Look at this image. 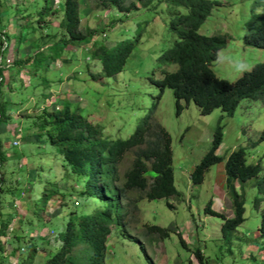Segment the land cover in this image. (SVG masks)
Here are the masks:
<instances>
[{
  "label": "rangeland",
  "instance_id": "374dc122",
  "mask_svg": "<svg viewBox=\"0 0 264 264\" xmlns=\"http://www.w3.org/2000/svg\"><path fill=\"white\" fill-rule=\"evenodd\" d=\"M78 1L79 28L90 33L92 39L114 43L123 36L118 30L125 22L132 23L130 36L138 33L124 65L113 74L100 73L99 61L89 58L91 38L74 45L66 43L58 56H49L45 46L53 41L60 45L63 38L57 25L61 0H0V34L6 44L0 54V101L5 103L0 117V264H19L31 242L36 251L30 264H42L46 253L59 244V232L71 213L90 212L103 204V199L81 193L83 178L70 169L39 125L43 109L51 111L65 100L79 105L106 138L127 136L146 112L170 136L173 183L178 195L146 198L140 197L143 192L138 189H127L123 199L127 212L110 226L105 261L198 264L192 250L199 247L206 264H264V237L257 235L259 212L264 205V193L258 191L262 171L242 182L244 219L228 241L220 234L221 217L203 210L210 198L213 209L231 214L223 160L211 164L200 182L192 183L189 177L193 165L210 147L218 121L222 136L217 154L225 158L231 150L242 147L246 162L263 165L264 135H260L264 129V103L243 97L232 113L226 114L219 107L202 113L193 100H179L182 107L176 112L172 90L164 87L159 92L155 81L163 69L175 67L157 58L175 38L167 28L174 6L166 0H151L145 7L137 3L136 10L123 12L112 6L102 7L99 0ZM254 1L213 0L198 27L205 34H228L225 45L209 64L217 76L233 80L264 59V49L242 43L243 25L254 14H264V5ZM43 3L57 7L47 11L39 23L35 13ZM112 20L114 25L108 27ZM36 50L39 53L35 54ZM31 59L35 61L29 66ZM13 139L17 144H11ZM133 155L134 148L129 149L117 163L115 184L122 182L123 171L130 166ZM146 174H152L151 170ZM256 194L263 196L258 207L253 203ZM131 199L136 208L127 203ZM188 220H192V226ZM146 223L168 228V235L158 238L155 233L143 234ZM237 230L244 236L240 233L236 237ZM177 231L189 246L181 245ZM189 236L197 244L191 243ZM248 243L253 244L248 245L251 249L245 256Z\"/></svg>",
  "mask_w": 264,
  "mask_h": 264
},
{
  "label": "trees",
  "instance_id": "16d2710c",
  "mask_svg": "<svg viewBox=\"0 0 264 264\" xmlns=\"http://www.w3.org/2000/svg\"><path fill=\"white\" fill-rule=\"evenodd\" d=\"M166 1L175 9L167 23L168 30L175 35V38L169 46L161 49L157 58L160 63H174L175 67L163 69L162 75L155 81L159 92L164 87L172 90L175 111L178 112L182 107L179 100L186 103L190 99L202 113L219 107L226 114H231L243 97L258 98L264 103V59L254 62L233 80L217 76L209 66L217 50L225 45L228 37L226 33L205 34L198 30L200 23L209 13L213 0ZM99 2L102 7L112 6L119 11L129 12L137 9V3L145 7L151 0H99ZM254 2L264 5V0ZM56 7L43 3L35 13V20L41 23L47 11ZM59 7L61 16L57 25L62 30L63 38L60 39V45L53 41L45 46L49 48L48 54L51 57L58 56L60 49L66 43L74 45L91 38L90 33L79 28L78 0H61ZM131 24L125 22L124 27L118 30L123 36L110 45L102 38H91L89 58L99 61L100 73L110 75L124 65L138 37L137 32L130 36ZM113 25L112 20L108 27ZM243 27V45L264 49V14H254ZM1 37L2 34H0V54L6 48ZM45 44L47 42L42 45ZM39 51L36 50L35 54ZM34 61L31 59L29 66H32ZM2 80L0 68V84ZM4 112L5 103L0 101V117ZM149 114L150 112L143 114L127 136L110 139L102 136L100 126L88 120L77 104L65 100L51 111L45 109L41 111L39 125L44 128L48 141L56 145L70 169L83 178L81 193L90 198L103 199L101 207H95L90 212L71 213L68 216L63 230L59 232V244L53 251L46 253L42 264H115L104 260L105 242L111 224L119 217L125 216L127 212V204L123 200L126 190L138 189L143 192L140 197L146 198L178 195L173 183L169 133L159 122L151 121ZM263 135L264 129L260 137ZM221 136V123L218 121L210 147L193 165L189 177L192 183H198L211 164L223 160L224 187L230 199L231 214L225 216L222 212L210 208L209 200L204 204L203 210L221 217L220 234L224 241H228L231 232L244 219L242 182L262 171L258 181V191L264 193V164L261 165L258 161L246 162L242 147L231 150L223 158L215 152ZM133 148L134 155L130 166L123 171L122 182L115 184L117 163L127 150ZM148 169L152 174H146ZM262 197V195H254L255 206L258 207ZM132 200L134 199L127 203L129 202L133 209L136 206ZM168 230L158 224L146 223L143 234L149 236L155 233L158 238H162L168 235ZM177 235L181 245L185 246L179 231ZM257 235L264 237V205L259 212ZM35 251V244L29 243L19 264H30ZM192 251L198 264H206L198 247Z\"/></svg>",
  "mask_w": 264,
  "mask_h": 264
},
{
  "label": "crops",
  "instance_id": "0c3cea01",
  "mask_svg": "<svg viewBox=\"0 0 264 264\" xmlns=\"http://www.w3.org/2000/svg\"><path fill=\"white\" fill-rule=\"evenodd\" d=\"M218 168H220V167H218ZM209 200V203H210V198L208 199ZM209 207L210 208H212V206H211V204L209 205ZM213 209V208H212ZM217 211H219V212H222L225 216H228L229 215V212H226V211H224V210H221V209H219V210H217ZM222 221V220H221ZM192 220H188V224H189V226H192ZM196 225V224H195ZM240 233H241V235L242 236H244L243 234L244 233H242V232H240L239 230H237V235H236V237L237 236H239L240 235ZM183 238V240L185 241V244L187 245V246H189L188 245V243H187V241H186V239L184 238V237H182ZM189 238V240H191V236H189L188 237ZM187 238V239H188ZM191 243H195V244H197V242H196V240H191ZM253 243H248V244H246V251H244V253H245V256H246V253L248 252V251H250V249L251 248H249V246L248 245H252ZM199 248V247H198ZM199 250H200V252H201V254H202V256L204 257V259H205V261H206V258H205V254H204V252L199 248ZM189 259H191V258H189ZM207 262V261H206Z\"/></svg>",
  "mask_w": 264,
  "mask_h": 264
},
{
  "label": "built area",
  "instance_id": "2783aa9c",
  "mask_svg": "<svg viewBox=\"0 0 264 264\" xmlns=\"http://www.w3.org/2000/svg\"><path fill=\"white\" fill-rule=\"evenodd\" d=\"M11 144H12V145H15V144H17V141H16L15 139H13V140L11 141Z\"/></svg>",
  "mask_w": 264,
  "mask_h": 264
}]
</instances>
